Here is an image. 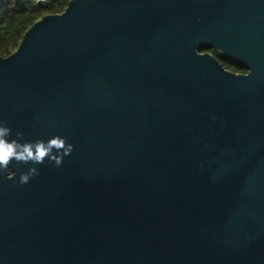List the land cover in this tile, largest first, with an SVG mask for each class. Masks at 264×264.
I'll list each match as a JSON object with an SVG mask.
<instances>
[{
	"label": "water",
	"instance_id": "water-1",
	"mask_svg": "<svg viewBox=\"0 0 264 264\" xmlns=\"http://www.w3.org/2000/svg\"><path fill=\"white\" fill-rule=\"evenodd\" d=\"M0 123L74 148L0 172V264H264V0H70L0 57Z\"/></svg>",
	"mask_w": 264,
	"mask_h": 264
},
{
	"label": "trees",
	"instance_id": "trees-1",
	"mask_svg": "<svg viewBox=\"0 0 264 264\" xmlns=\"http://www.w3.org/2000/svg\"><path fill=\"white\" fill-rule=\"evenodd\" d=\"M70 0H49L45 4L35 0H0V57L16 51L24 33L47 15L60 14ZM215 57L228 69V61L215 50H202Z\"/></svg>",
	"mask_w": 264,
	"mask_h": 264
},
{
	"label": "clouds",
	"instance_id": "clouds-1",
	"mask_svg": "<svg viewBox=\"0 0 264 264\" xmlns=\"http://www.w3.org/2000/svg\"><path fill=\"white\" fill-rule=\"evenodd\" d=\"M11 129L0 123V172H6L9 165L16 163H31L33 165L44 164L47 159L60 167L65 156H70L74 148L71 144H66L64 138L59 136L50 138L47 142L37 140L33 142L20 143L23 140V133L17 132L16 138L9 141ZM55 150V152H54ZM39 175L36 167L29 168L26 173L19 177V185L23 186L30 182L32 178Z\"/></svg>",
	"mask_w": 264,
	"mask_h": 264
},
{
	"label": "flooded vegetation",
	"instance_id": "flooded-vegetation-1",
	"mask_svg": "<svg viewBox=\"0 0 264 264\" xmlns=\"http://www.w3.org/2000/svg\"><path fill=\"white\" fill-rule=\"evenodd\" d=\"M225 69H227V68H225ZM227 70L230 71L231 73L235 74V75H246L249 73V70L244 65L239 64V63H235V62H231V61H228V69Z\"/></svg>",
	"mask_w": 264,
	"mask_h": 264
},
{
	"label": "built area",
	"instance_id": "built-area-1",
	"mask_svg": "<svg viewBox=\"0 0 264 264\" xmlns=\"http://www.w3.org/2000/svg\"><path fill=\"white\" fill-rule=\"evenodd\" d=\"M23 1H29V0H23ZM36 1V3H40V4H45V3H47L49 0H35Z\"/></svg>",
	"mask_w": 264,
	"mask_h": 264
}]
</instances>
